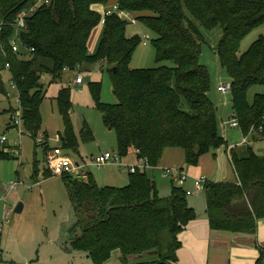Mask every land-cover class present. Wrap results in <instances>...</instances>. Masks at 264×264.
Segmentation results:
<instances>
[{
	"label": "trees",
	"instance_id": "obj_1",
	"mask_svg": "<svg viewBox=\"0 0 264 264\" xmlns=\"http://www.w3.org/2000/svg\"><path fill=\"white\" fill-rule=\"evenodd\" d=\"M108 3L53 0L51 5L39 7L20 35L25 45L35 49L26 55L14 53L10 41L19 12L33 0H0V19L5 21L2 63L11 64L7 73L22 97L24 128L35 140L43 127V76L56 82L66 67L88 70L104 62L110 67L117 103L102 104L100 85L92 87L106 124L117 133L122 157L140 150L158 168L167 150L180 149L186 165L198 167L202 157L229 148L220 133L218 109L209 98L212 82L208 68L201 63L205 41L201 28L222 30L217 54L232 80L233 116L243 136L254 128L250 136L264 138V96L257 95L252 103L248 99L253 87L264 85V36L239 54L242 41L264 25V0H118L122 11L138 15V22L155 35L151 41L157 62L173 63L147 70L129 68L142 39L127 37L129 23L117 14L105 17L98 51L90 53V39L103 20L94 6ZM3 74L0 95L4 96ZM57 103L66 122L63 148L77 151L78 139L69 117V88L59 91ZM83 135L87 140L91 132L85 129ZM230 156L241 185L207 183L210 226L253 236L264 220V157L248 145L230 148ZM62 177L69 185L75 215L66 242L68 251L85 254L92 264L109 263L117 251L123 264H131L133 258L136 264H178L179 236L197 218L183 188L173 184L170 196L161 197L147 171L130 174L124 188H102L92 174L88 182ZM263 261L264 255L258 264Z\"/></svg>",
	"mask_w": 264,
	"mask_h": 264
},
{
	"label": "rangeland",
	"instance_id": "obj_2",
	"mask_svg": "<svg viewBox=\"0 0 264 264\" xmlns=\"http://www.w3.org/2000/svg\"><path fill=\"white\" fill-rule=\"evenodd\" d=\"M101 13L102 18H105V13ZM123 19L127 21L125 17ZM128 22H130V19H128ZM103 28L104 24H101L93 35L90 45L91 54H96L98 51L103 36ZM201 29L205 39L201 63L208 68L212 82L209 98L219 112L221 135L230 146H236L243 142V134L241 129L232 128L231 126L233 122L231 119L233 115L232 93L222 94L218 90L221 85L232 82L227 70L221 66L217 54V48L223 33L220 28L213 31ZM127 32L128 37L139 36L142 39L129 65L131 70H147L162 65L173 66L172 62L162 64L157 62V51L151 41L155 35L143 24H128ZM144 35L151 36L147 46L144 45ZM261 36H264V25L254 29L242 41L239 54L247 52ZM80 73L85 79L82 86L75 84L78 77L76 72H68L64 74L63 81L51 84L50 76H43L42 84L45 86L46 99L41 106L43 127L37 140L24 127H21L23 135H20L19 130L16 128H7L13 115L2 112L3 108H6L9 103L3 100V95H0V100L4 101L0 102V137L6 136L8 140L6 144L0 142V225H2L0 231L2 234L0 258L9 264H36L40 256L41 262L39 264H92L91 260L82 253L80 255L71 254V259L69 258L66 263H63L59 260L62 258L59 254L60 251H58V254L47 252L48 249H56L53 246L60 245L61 247L63 242L66 244L71 235L70 230L75 223L69 185L62 176L52 175V170L49 167V156L53 154L54 150L60 148V150L62 149L61 157H68L74 163H82L105 153L120 154L117 133L106 124L104 113L98 107V101L92 87L94 84L100 85V101L102 104L112 105L117 103L110 67L104 62H100L88 70L80 71ZM3 77L7 81L9 78L8 73ZM89 77L92 79L91 83L86 81ZM62 88H69L72 94V109L69 117L78 139L77 151L63 148L61 143V137L66 130V122L59 110L57 96ZM257 95L264 96V85L255 86L250 90L249 102L252 103ZM224 125H227V131L224 130ZM85 129L91 132V137L87 140H84L83 135ZM39 140L42 141L41 144ZM171 151H175L174 153H178V155L171 158L168 163L163 164L171 166L176 164L178 170L184 169V173L189 177L188 172L191 167L186 165L184 152L180 149ZM222 154L225 156L224 151ZM133 158H135V162L132 160ZM224 159L228 161L227 156ZM136 160L135 152L122 159L123 163L127 165L135 164ZM46 170L47 176L52 177H46ZM91 174L95 182L102 188H124L129 184L130 173L123 172L117 166L91 169ZM148 174L152 179L154 178L151 171ZM155 178L160 192L163 193V189L168 188L170 190L172 188L173 179L175 181L174 185L177 186L180 176L174 175L172 179H163L157 173ZM16 179L24 184L19 186L16 194H11L7 197V200H4L8 185ZM29 188L32 189L29 190ZM165 196L168 197L169 194L166 193ZM191 199L194 198H188V201ZM20 204H23L25 210L23 213L18 214L16 209ZM7 217H9L8 223L5 222ZM45 253L48 254L46 256L47 260L44 261ZM119 253V251L114 252L108 264H123L122 260L119 259ZM148 257L150 261L154 260L151 256Z\"/></svg>",
	"mask_w": 264,
	"mask_h": 264
},
{
	"label": "crops",
	"instance_id": "obj_3",
	"mask_svg": "<svg viewBox=\"0 0 264 264\" xmlns=\"http://www.w3.org/2000/svg\"><path fill=\"white\" fill-rule=\"evenodd\" d=\"M117 3H118V0H109V3L107 5L94 6V10L98 12L99 14L101 12L105 13L107 9L112 8ZM135 16L138 17V15H135ZM104 19L105 18L103 17V20L101 22L102 25L104 24ZM98 27L94 30L92 34V37L89 42V49H90V45L92 42L91 40L93 38V35L97 31ZM127 37H128V32H127ZM6 73L7 72H4L3 75H5ZM50 81H51V78H50ZM59 81H63V77ZM51 83H54V81L53 82L51 81L50 84ZM6 87L8 86L6 85ZM0 102H4V101L0 100ZM13 105H14L13 103L9 104L6 108H3L2 112L11 113L13 115L14 113ZM231 119L234 120L233 115L231 116ZM7 128L13 129V127H10L9 125ZM238 129H240V127ZM249 141H250V144L248 146L253 147V149L258 155L264 157V147H262L264 145V138L256 134L252 137L250 136ZM227 145L229 146V148L224 147L220 149L215 156L213 154H209V155L202 157L198 167H191V169L188 172L189 180L184 186L181 187L185 191L193 192V195L188 196V198H194V199H191L190 201H188V203L190 207L196 211L197 218L194 221H192L188 225L186 230H184L179 236V240L181 242V248L177 252L178 264H258L259 261L263 258V255H264V220L259 222L257 234L253 236L236 235L231 232L212 230L210 226V221L207 215L206 193L205 192H201V193L195 192V184H194L195 179L200 176H205L207 177L208 181H212L215 183H219V182L238 183L240 181L237 176V173L235 172L232 161L230 159L231 157L230 148L231 149L234 147L242 148V147H245V145H242V143H240L239 145H236V146L235 145L230 146L228 142H227ZM254 146L256 147L254 148ZM171 150L173 149H169L166 151L165 157L161 162V166H159L158 168L149 170L151 171L154 177L153 180L155 181L156 185H157V181H156L155 175L157 173H159L161 177H163V179H168V177H166L165 174L163 173V169H166V168L178 169L176 164H174V166L163 164V163H168V161L171 158L178 155V153H174L175 151H171ZM223 151L225 152V156H227L228 161H225L224 159L225 156L222 154ZM132 156L134 157V155ZM132 160L135 162V158H133ZM169 163H175V162H169ZM181 171L184 172V169H182ZM46 177L49 178V176H46ZM214 179L216 180L214 181ZM174 182L175 181L173 179L172 184H174ZM7 189H6V192H7L6 197H9L10 195L8 194ZM31 189L32 188H29V190ZM163 190H164L163 193H161L159 190L161 197H166L165 196L166 193H168L170 196L172 188H170V190H168V188L163 189ZM24 210H25V207H23V212ZM67 246L68 245H66L65 242H63L61 247L60 245L53 246V248H56V249H48L47 252H54L58 254L59 253L58 251H60L59 254H61L62 258L60 259L58 258V259L61 260L63 263H66V261L69 258L71 259L70 257L71 254L80 255V253L68 251L66 248ZM47 254L48 253H45V256L43 258L44 261L47 260V257H46ZM121 256H122L121 253H119V259H121ZM1 260L2 262L0 264H9L6 261L4 262L3 259ZM40 262H41V256L38 258V262H36V264H39ZM131 263L136 264L138 263V261H136V258H133V261H131Z\"/></svg>",
	"mask_w": 264,
	"mask_h": 264
},
{
	"label": "built area",
	"instance_id": "obj_4",
	"mask_svg": "<svg viewBox=\"0 0 264 264\" xmlns=\"http://www.w3.org/2000/svg\"><path fill=\"white\" fill-rule=\"evenodd\" d=\"M53 0H33V4L27 6L26 8L22 9L21 12H19L16 22L14 24L16 28V33L12 40L10 41L11 48L14 53L16 54H31L35 52V49L33 47H28L22 42L21 39V32L27 29V21L29 18L34 16L37 13V10L39 7L43 5H51ZM113 14H117L119 17L123 19L125 17L127 19H130L129 24L132 25H138V19L136 16L130 12L122 11L119 4H115L112 8H109L105 11V17L111 16ZM124 20V19H123ZM5 26V21L3 19H0V74L3 72H8L11 70V64L2 63V58L4 56V50L3 45L1 41V35L3 32ZM144 45H148V41L151 40L150 35H144L143 37ZM81 66H77L74 70L70 69L69 67H66L63 71V73L66 72H76L78 73V77L75 80V84L77 86L84 85L85 79L82 73ZM6 85V91L4 92L3 100L7 101L9 104H14V113L12 117V121L10 122L9 126L16 128L19 130L20 135H23V131L21 130V127H24V120H23V104L21 100V94L18 89L17 84L14 82L12 77H9L7 81L4 80ZM232 82L230 84H224L221 85L218 90L222 94H226L232 91ZM80 93H82L81 90H79ZM232 128H239V122L237 120H233L231 123ZM224 130H227V125H224ZM254 132V128L252 129L250 135ZM249 136H243V142L242 145H249ZM0 142L2 144H6L8 142L6 136L0 137ZM42 141L39 140V143L41 144ZM136 153V163L133 165L125 164L123 163L122 159L124 157L121 156V154H112V153H105L97 157H92L90 160L84 161L82 163H74L70 158L68 157H61V150L56 149L53 151V154L49 156V167L52 170L53 176H69L74 180L81 181V182H88L89 177L91 174V169H103L107 166H117L122 169L123 172H129L130 174H136L138 171H149L152 169H155L151 164L148 157L142 156L140 150H135ZM231 159V157H230ZM163 173L168 178H174V175L180 176V179L178 181V186L182 187L184 186L187 181L189 180L188 175H186L183 171L173 168H166L163 169ZM208 179L205 176H200L195 179V192L201 193L204 192L206 189V185L208 183ZM24 183L18 179L11 181L8 185V194H14L18 192L19 186L23 185ZM239 185H241V182H238ZM187 196L193 195V192L186 191ZM4 200H7V197L4 198ZM10 213V212H8ZM9 217L6 218V221L8 223ZM2 225H0V231H1Z\"/></svg>",
	"mask_w": 264,
	"mask_h": 264
},
{
	"label": "water",
	"instance_id": "obj_5",
	"mask_svg": "<svg viewBox=\"0 0 264 264\" xmlns=\"http://www.w3.org/2000/svg\"><path fill=\"white\" fill-rule=\"evenodd\" d=\"M114 70H115V72L117 71L116 68H115ZM86 81H87V82H90V81H91V78H90V77L87 78ZM111 129H112V128H111ZM22 212H23V204H20V205L17 207V209H16V213L21 214ZM1 236H2V234L0 233V240H1ZM262 264H264V261L262 262Z\"/></svg>",
	"mask_w": 264,
	"mask_h": 264
}]
</instances>
